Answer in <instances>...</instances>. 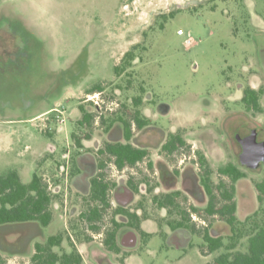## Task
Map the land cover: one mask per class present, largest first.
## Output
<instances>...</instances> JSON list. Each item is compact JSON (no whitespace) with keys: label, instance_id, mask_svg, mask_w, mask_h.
I'll use <instances>...</instances> for the list:
<instances>
[{"label":"rangeland","instance_id":"rangeland-1","mask_svg":"<svg viewBox=\"0 0 264 264\" xmlns=\"http://www.w3.org/2000/svg\"><path fill=\"white\" fill-rule=\"evenodd\" d=\"M4 10L20 38L12 57L0 56V175L21 170L26 181L32 168L50 175L48 162L45 166L46 161L33 157L42 146V155L49 154V145L73 153L80 104L94 105L88 97L101 103L105 95L130 104L141 89L148 93L146 107L156 116L157 107L149 100H156L162 114L173 106L170 115L157 121L162 127H170L169 120L176 125L189 122L193 126L186 128L188 139L197 147L210 141L217 155L214 166L224 160L237 162L241 149L236 133L247 136L256 129L264 139V95L263 112H257L246 110L239 93L249 84L264 87V0H0V21ZM133 47L137 59L117 75L114 66ZM0 51L4 53L3 46ZM95 84H102L104 92L94 97L96 92L87 89ZM103 112L104 117L110 111ZM162 127L159 141L167 131ZM100 128L95 123L94 133ZM140 137L150 138L151 133ZM246 171L239 185L235 232L225 221L210 220L225 245L236 243L231 252L246 251L256 223L264 220V201H259L256 187L264 180V164ZM57 231L54 225L41 227L39 238ZM203 244L194 236L192 245L178 248L165 236L154 235L140 249L136 263L204 264L226 251L224 246L203 257ZM4 248L3 264H32V249L20 254L7 252L6 244Z\"/></svg>","mask_w":264,"mask_h":264},{"label":"flooded vegetation","instance_id":"flooded-vegetation-1","mask_svg":"<svg viewBox=\"0 0 264 264\" xmlns=\"http://www.w3.org/2000/svg\"><path fill=\"white\" fill-rule=\"evenodd\" d=\"M7 21L5 12L0 21V46H3L4 50V53L0 51V56L4 59L14 55L20 38ZM132 49L135 51L136 47ZM136 59L137 55L133 62ZM247 87L262 89L264 95V87L254 88L249 84L239 90L241 102ZM141 91V94L133 96L130 104L117 101L118 99L110 101L106 95L101 99V103H96L90 98L95 104L84 105L92 115L90 125L83 120L84 114L80 104L75 117L76 125L83 133L78 134L77 131L75 137L72 136L73 153L71 154V149L59 152L56 146L52 145L49 154L36 159L39 161L42 158L44 163L46 161L45 166L48 162V168L52 169L50 175L34 171L31 166L32 171L25 174V181L22 180L24 174L21 170L8 171H17L24 183H29L34 173L42 176L46 190L51 195V220L47 224L37 220L0 224V249H5V244L10 247L6 249L10 253H30L32 249V264H36L33 257L37 253V244L48 245L51 238H57L52 251L58 255L64 252L70 254L76 249L83 258L78 246L91 245V264H127V258H138L140 249H143L154 235L159 234L165 236L174 246L183 248L192 245L194 236H198L204 242L200 250L203 257L222 249L213 252L209 250L206 234L215 239L221 238L224 242L221 236L213 233L210 220L218 218L225 221L234 233L231 223L218 210H222L224 205L235 203L234 214L238 219L239 185L243 184L247 177L246 170L255 171L264 164L262 162L258 168L252 169L242 163L240 154L243 147L240 138L250 137L256 132L257 140L264 141L259 139L260 130L252 129L247 136L236 133L235 140L241 149L237 162L224 160L214 166L213 159L217 155L211 152V145L208 144L210 141L205 139V143L197 147V143L188 139L186 128L193 126L189 122L176 125L169 120L170 127H162L157 121L162 115H170L173 106L169 104V111L162 114L160 109L158 110L159 104L156 100H149L155 108L157 107L156 116L150 107H146L147 91ZM102 92L104 91H96L93 96ZM242 104L246 110L255 111L248 109L243 102ZM103 111L110 112L103 117ZM136 112L139 113L138 116H135ZM95 123L101 127L98 133H94ZM161 127L167 131L159 141ZM149 132L150 138L137 139L140 134L145 137ZM96 134L100 140L96 139ZM127 135L130 138H127ZM220 142L222 145L223 139L220 138ZM111 144L130 145L145 154L134 163L125 160L123 166H119L117 156L107 150V146ZM237 172H241L243 176L234 180ZM215 174L220 178L218 182L215 181ZM95 181H102L107 185L104 196L95 192L99 191L95 189ZM212 203L215 212L208 211ZM50 225L58 229L57 233L40 239L41 227ZM13 227L15 229H12ZM59 239H62L60 245ZM218 255L219 253L216 254Z\"/></svg>","mask_w":264,"mask_h":264},{"label":"trees","instance_id":"trees-1","mask_svg":"<svg viewBox=\"0 0 264 264\" xmlns=\"http://www.w3.org/2000/svg\"><path fill=\"white\" fill-rule=\"evenodd\" d=\"M173 14L170 13V15ZM136 54L134 49L127 51L119 64L114 66V71L117 75L123 73L126 69L132 66L133 60ZM103 90L102 84H95L91 88L87 89L88 93ZM263 94V90H255L251 87L245 89V95L242 102L248 109H254L257 112H262L260 104V98ZM136 99V97H135ZM138 100V99H136ZM136 102V101H135ZM80 108L84 114L83 120L91 124L92 115L84 108V105H80ZM139 113L136 112L135 116ZM75 133L72 134L75 137ZM127 138H130L127 135ZM108 152L117 156V162L119 166H123L125 160H129L130 163H134L137 159L141 158L145 153L134 149L130 145H108ZM103 152V151H102ZM228 172V171H227ZM242 173L237 172L234 175V180L240 178ZM95 191L104 196L105 185L102 181H95ZM257 188L260 192L259 200L264 201V181L257 184ZM51 202V195L46 190V185L43 183L42 176L38 173H34L29 183H24L21 180L20 174L17 171H10L6 175L0 176V224H6L11 222H24L29 220H37L42 224H47L51 220V212L49 210V204ZM235 203L224 205L222 214L231 223L233 230H236L237 218L235 216ZM209 212H215L214 204L212 203L208 209ZM206 240L208 241L209 250L211 252L216 251L225 246L226 251L222 252L212 262L207 264H264V220L262 223H256L255 232L248 238V247L246 251L231 252L236 246L235 242L225 245L221 238H213L209 234H206ZM57 238H51L48 245L37 244V253L33 257L36 264H84L81 254L74 249L70 254L64 252L62 255H58L52 251V246L56 245ZM62 239H59L58 245H60ZM0 264H3L0 260Z\"/></svg>","mask_w":264,"mask_h":264},{"label":"water","instance_id":"water-1","mask_svg":"<svg viewBox=\"0 0 264 264\" xmlns=\"http://www.w3.org/2000/svg\"><path fill=\"white\" fill-rule=\"evenodd\" d=\"M243 150L240 158L243 164L255 169L264 162V141L257 140L256 132L250 137L240 138Z\"/></svg>","mask_w":264,"mask_h":264},{"label":"crops","instance_id":"crops-1","mask_svg":"<svg viewBox=\"0 0 264 264\" xmlns=\"http://www.w3.org/2000/svg\"><path fill=\"white\" fill-rule=\"evenodd\" d=\"M262 24V23H261ZM256 88V87H255ZM49 111H51V109L50 110H47V111H45L44 113H46V112H49ZM30 145H27V147H29ZM52 146V145H51ZM51 146L49 145V148H51ZM53 147V146H52ZM43 148V149H42ZM42 148H41V150H39V151H36V153H35V157H33L34 159L35 158H37V159H39V157H41L42 156V154L44 153V147L42 146ZM32 161V160H31ZM76 186V185H75ZM77 188V187H76ZM170 245H174L173 243H170ZM79 249H80V251H81V253H82V255H83V258H84V261H85V263L86 264H91L90 263V249L92 248V246L91 245H86V244H80L79 246ZM178 248H183V246H177ZM205 258H208V257H205ZM139 260V258H137V257H129V258H127L126 260H125V262L127 263V264H137L136 262ZM209 261L208 260H205V263L204 264H206V263H208ZM114 264H118L117 262H115ZM140 264V263H139Z\"/></svg>","mask_w":264,"mask_h":264},{"label":"built area","instance_id":"built-area-1","mask_svg":"<svg viewBox=\"0 0 264 264\" xmlns=\"http://www.w3.org/2000/svg\"><path fill=\"white\" fill-rule=\"evenodd\" d=\"M179 34H182V35H183V34H184L183 30H180V31H179ZM192 42H193L192 38H188V39H187V43H188V44H191ZM88 98H89L88 100H90V98H93V97H88ZM95 102L98 103V101H95ZM55 110H56V112H58V113L61 114V115H62L63 112H64V111L59 110V109H54V111H55ZM64 120H65V119L62 117L60 122H64Z\"/></svg>","mask_w":264,"mask_h":264}]
</instances>
